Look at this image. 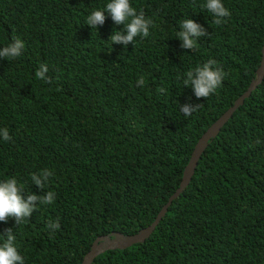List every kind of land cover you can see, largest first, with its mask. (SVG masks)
<instances>
[{
  "label": "trees",
  "instance_id": "1",
  "mask_svg": "<svg viewBox=\"0 0 264 264\" xmlns=\"http://www.w3.org/2000/svg\"><path fill=\"white\" fill-rule=\"evenodd\" d=\"M108 2L0 0V49L13 37L25 45L15 60L0 59V129L11 136H0V181L56 194L26 223H0V234L13 229L25 264H82L98 238L151 226L199 140L257 79L264 0H222L231 15L219 26L201 7L206 0H130L154 26L127 47L111 44L123 26L110 17L86 25ZM185 19L208 34L194 50L177 39ZM210 58L226 75L197 99L177 77ZM41 64L50 84L35 77ZM186 103L202 107L185 118ZM44 169L53 176L40 190L31 175ZM57 218L59 229L48 228ZM92 264H264V79L209 141L152 234Z\"/></svg>",
  "mask_w": 264,
  "mask_h": 264
},
{
  "label": "clouds",
  "instance_id": "2",
  "mask_svg": "<svg viewBox=\"0 0 264 264\" xmlns=\"http://www.w3.org/2000/svg\"><path fill=\"white\" fill-rule=\"evenodd\" d=\"M208 12L212 13L214 23L219 26L226 21L225 17H230L231 13L225 8L222 0H206L201 5ZM110 17L112 22L117 26H123L122 31H115L110 37L111 44L127 45L134 43L137 37L147 38L150 35V27L154 26L150 18H146L143 10L139 12L132 7L130 0H110L106 7L101 10H93L86 18V25L91 29H97L103 26L106 19ZM180 31L177 32V39L182 41L181 48L194 50L197 47L198 40L208 35L206 30L192 19H185L179 22ZM25 45L22 40L13 37L12 42L0 49V59L15 60L22 55ZM48 66L41 64L35 72V77L51 83V78L46 76ZM224 71L217 66V61L208 59L202 66H197L187 71L183 76H178V80H182L184 87H191L197 99L208 98L211 94L221 87L225 77ZM145 79L143 76L137 81L138 86H143ZM163 94L167 89L160 87L156 90ZM202 104L186 103L179 107V111L185 118L193 115ZM0 136L4 141H10L8 129H0ZM259 143V141H257ZM53 172L44 169L41 173H33L31 175L32 183L40 190H43ZM55 192L48 191L44 195L33 193H25L24 185L19 183L15 178H7L0 181V223L7 224L9 220H13L15 227L26 223L32 216L33 212L38 210L39 205H49L55 202ZM48 228L59 229V218L55 221H49ZM0 264H25L24 257L18 251L16 245V235L12 228H8L3 234H0Z\"/></svg>",
  "mask_w": 264,
  "mask_h": 264
},
{
  "label": "water",
  "instance_id": "3",
  "mask_svg": "<svg viewBox=\"0 0 264 264\" xmlns=\"http://www.w3.org/2000/svg\"><path fill=\"white\" fill-rule=\"evenodd\" d=\"M263 79H264V49H263V57H262L261 65L257 72V79L252 82L249 89L239 99L236 100L234 105L222 117H220V119H218L199 140L195 148V151L190 159V162L185 168L180 187L174 193V195L169 199L168 204L164 206L162 211L159 213L156 221L151 226L144 229L138 235H135V236L126 237L118 233L114 236L112 234L109 236H102L98 238L95 241L94 246L92 247V250L85 256L82 264H92L95 258L100 253H103L109 249H115V248L124 249V248L130 247L133 244L143 242L145 239H147L152 234V232L155 230L160 220L166 215L168 208L172 204V202L176 200L183 193L184 189L190 184V181L195 173L198 162L203 152L207 148L209 141L218 136L221 129L229 121V119L233 116L235 111L241 105L244 104L245 100L248 97H250L252 92L262 83Z\"/></svg>",
  "mask_w": 264,
  "mask_h": 264
}]
</instances>
